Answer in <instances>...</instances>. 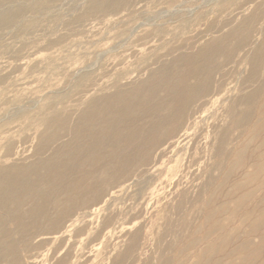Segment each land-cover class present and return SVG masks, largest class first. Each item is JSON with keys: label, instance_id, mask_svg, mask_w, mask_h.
Segmentation results:
<instances>
[{"label": "bare ground", "instance_id": "bare-ground-1", "mask_svg": "<svg viewBox=\"0 0 264 264\" xmlns=\"http://www.w3.org/2000/svg\"><path fill=\"white\" fill-rule=\"evenodd\" d=\"M14 1L0 0V25L20 15L18 7L7 6ZM203 1L217 10L234 6L223 11L225 20L219 28L210 22L208 30L198 31L190 44L162 57L182 48L192 51L164 59L156 56L144 78L126 84L115 80L105 91L90 96L71 125L52 109L31 118L37 141L29 162L10 163L15 161L10 159L14 143L0 136L4 148L0 264H24L23 251L46 243H33L36 237L60 232L77 211L83 210L78 216L85 217L88 208L108 210L110 202L129 188L135 201L148 190L154 203L174 200L160 210L153 264H264V0ZM129 2L83 0L70 20L82 28L104 21L123 26L121 18ZM157 2L149 0V4ZM199 7L181 8L179 16L174 11H150L144 21L150 30L139 31L143 23H135L117 34L145 43L162 27L178 23L174 31L183 36L203 19L205 14L196 12ZM61 39L48 40L46 48ZM234 64L247 65V72L238 94L231 97L235 90L226 88L223 77L233 73ZM90 74L83 71L81 76ZM3 79L0 75V83ZM222 92L229 94L219 101L214 96H224ZM218 102H226L222 112L227 122L214 129L211 142V135H206L200 146L194 139L204 117L198 114L208 111V103ZM17 114L24 119L27 112L19 108L0 118V134L7 132ZM153 156L166 157L157 174H149ZM193 165L196 168L191 170ZM67 231L65 227L62 232ZM199 232L202 236H197ZM145 240L139 225L110 264H136ZM152 258L148 254L140 263L151 264ZM62 263L60 258L56 264Z\"/></svg>", "mask_w": 264, "mask_h": 264}, {"label": "rangeland", "instance_id": "rangeland-1", "mask_svg": "<svg viewBox=\"0 0 264 264\" xmlns=\"http://www.w3.org/2000/svg\"><path fill=\"white\" fill-rule=\"evenodd\" d=\"M82 1L16 0L7 4L18 7L21 13L14 20L0 25V75L4 76L3 82L0 83V118L19 108L27 112L24 119H20L17 114V120L9 125L7 132L0 134L8 136L14 143V154L10 159L15 161L9 160L10 163H27L34 157L37 138L33 120L40 118L41 112L55 110L57 117L66 118L67 124L71 125L90 96L105 91L115 80L126 84L136 78H144L155 65L153 58L162 57L167 51L178 46L190 44L191 38L198 31L203 32L205 27V31L208 30L209 26L206 25L210 22H214L213 25L219 28L225 20L223 11L229 12L234 6L217 10L210 2L203 0H158L156 4H149V0H130L128 10L123 11L126 14L121 18L125 23L123 26L112 27L110 22L104 21L82 28L72 24L70 20V16L76 13L74 8L77 7L78 12ZM261 1L256 0L255 3ZM198 6L200 7L196 12L205 15L200 24L190 27L183 36L174 31L178 23H172L171 27H162L157 37L145 43H142V40L136 43L132 37L126 39L127 35L117 34L124 27L135 23H143L138 28L139 31L150 30L151 27H146L144 22L147 19L146 14L150 11L167 10L168 14L174 11L179 16L182 14L181 8ZM238 21L239 19L233 23ZM83 29L87 31L84 32ZM55 36H62L61 41L46 48L48 40ZM190 51L192 49L182 48L162 58H171L175 54ZM232 65L228 67L231 69ZM234 65L236 69L232 68L233 73L229 70V75L226 73L223 77L226 88L236 91L231 97L238 94L242 78L247 72V65L239 64L240 68L237 64ZM83 71L91 74L83 79ZM222 93L224 96L214 97H219L220 101L229 94ZM209 99L206 98L208 101ZM225 103H208V111L198 114L204 118L195 133L196 144L202 146L206 135H211L208 139L211 142L214 129L226 124L227 119L222 112ZM259 140L260 138L255 139L248 150L250 151ZM2 141L0 138V162L4 159ZM157 159V156L152 157L148 165L149 174H157L162 169L159 166L160 161L166 157L159 158V161ZM195 168L193 165L191 170ZM200 181L197 180V183ZM131 194L132 188H129L125 195L112 200L108 210L104 212H95L93 208H88L84 210L87 216L83 217L78 216L83 210L77 211L60 232L39 235L33 243L41 240L46 243L23 251L24 264H56L60 258H63L62 264H110L112 257L126 245L129 233L139 225L146 239V247L142 251L140 261L151 254L153 264L156 251L158 252L155 238L162 224L160 210L163 205H170L174 200L162 199L159 203H154L149 190L136 201L130 197ZM107 218L109 221L104 225ZM73 220L74 224L67 228ZM65 227L68 231L62 232ZM242 235L240 232L238 237L241 238ZM197 236H202V233H197ZM200 245L203 246L204 243ZM140 261L136 264H141Z\"/></svg>", "mask_w": 264, "mask_h": 264}]
</instances>
